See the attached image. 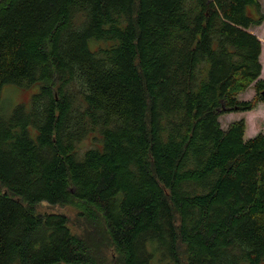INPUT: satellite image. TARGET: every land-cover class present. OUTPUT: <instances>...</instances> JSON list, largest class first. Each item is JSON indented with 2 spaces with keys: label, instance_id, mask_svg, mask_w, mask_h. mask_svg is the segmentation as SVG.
Masks as SVG:
<instances>
[{
  "label": "trees",
  "instance_id": "1",
  "mask_svg": "<svg viewBox=\"0 0 264 264\" xmlns=\"http://www.w3.org/2000/svg\"><path fill=\"white\" fill-rule=\"evenodd\" d=\"M260 1L0 0V264H264Z\"/></svg>",
  "mask_w": 264,
  "mask_h": 264
},
{
  "label": "rangeland",
  "instance_id": "2",
  "mask_svg": "<svg viewBox=\"0 0 264 264\" xmlns=\"http://www.w3.org/2000/svg\"><path fill=\"white\" fill-rule=\"evenodd\" d=\"M249 10H252V6H248ZM260 13L264 16V0L260 1ZM251 32H253L261 41V51L259 55V62L261 64V71L258 78L264 79V19L259 25L251 27ZM253 82L247 89L238 93V98L242 100L251 99L255 95ZM39 90V86L34 84L30 87H22L18 85L8 84L5 85L0 94V114L9 115L13 109L20 104L26 106L29 105L30 97L32 94ZM244 119L245 121V137H251L258 132L264 133V102H260L257 106L249 111H236L224 113L219 116L220 124L225 128L229 123L234 122L238 119ZM93 144L91 138L85 139L81 142L80 147L82 149L89 147ZM37 210L39 211H50L57 210L58 212H65L71 216L73 212H70L66 207L50 208L45 203H39L37 205ZM183 260V259H182ZM184 261V260H183Z\"/></svg>",
  "mask_w": 264,
  "mask_h": 264
}]
</instances>
